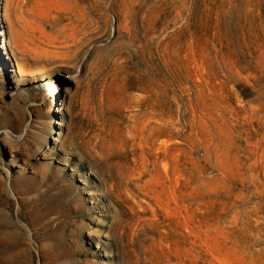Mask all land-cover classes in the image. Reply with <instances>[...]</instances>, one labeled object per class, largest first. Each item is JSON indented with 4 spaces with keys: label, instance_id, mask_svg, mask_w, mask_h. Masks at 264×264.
Masks as SVG:
<instances>
[{
    "label": "rangeland",
    "instance_id": "rangeland-1",
    "mask_svg": "<svg viewBox=\"0 0 264 264\" xmlns=\"http://www.w3.org/2000/svg\"><path fill=\"white\" fill-rule=\"evenodd\" d=\"M0 264H264V0H0Z\"/></svg>",
    "mask_w": 264,
    "mask_h": 264
}]
</instances>
